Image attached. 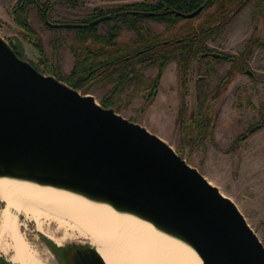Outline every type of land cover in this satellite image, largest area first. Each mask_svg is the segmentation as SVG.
Instances as JSON below:
<instances>
[{"label": "water", "instance_id": "water-1", "mask_svg": "<svg viewBox=\"0 0 264 264\" xmlns=\"http://www.w3.org/2000/svg\"><path fill=\"white\" fill-rule=\"evenodd\" d=\"M201 8L174 13L192 17ZM0 177L65 189L150 221L190 245L201 264H264V244L234 201L168 142L40 71L1 34ZM70 262L107 264L93 245L75 247Z\"/></svg>", "mask_w": 264, "mask_h": 264}, {"label": "rangeland", "instance_id": "rangeland-1", "mask_svg": "<svg viewBox=\"0 0 264 264\" xmlns=\"http://www.w3.org/2000/svg\"><path fill=\"white\" fill-rule=\"evenodd\" d=\"M76 1V4H72L69 0H54L45 16L50 21H78L91 14L94 7L106 8L118 2L134 0ZM15 2L0 0V34L21 45L23 58L38 64L40 71L48 73L44 62H40L37 50L13 19L12 8ZM27 10L29 22L39 33L49 62L56 61L59 74L69 72L74 56L68 42L76 35V29L46 24L35 2L29 3ZM146 22L156 31L163 30L165 26V23L150 17L146 18ZM113 23L102 20L97 25L98 31L106 33ZM255 26L257 33L252 37ZM132 34L131 31H124L121 37ZM207 44L211 52L218 53L215 56L220 52L238 55L245 50V55H241L242 65L231 60L217 59L214 54L208 55L188 69V89L183 94V89L178 85L176 62L171 61L163 68L155 95L151 99L147 101L143 91L128 97L132 88V85H128L113 107L163 138L190 165L195 166L224 195L232 199L264 244V3L261 0H250L234 15L223 32L209 39ZM54 47H57L55 54ZM143 70L146 75L154 76L157 67L146 66ZM110 87V84L98 83L89 93L100 102ZM198 95L200 102L205 99L200 105L210 109L214 127L204 136L185 142L180 130L181 105L183 102L184 111L189 114L198 107ZM206 118L204 116L202 120ZM251 127L255 128L249 130ZM243 132L246 137L232 144ZM3 206L4 201L0 198V210ZM18 219L23 221L21 230L31 242L32 248L28 255L10 252L7 256L0 252V258L13 264H62L46 244L47 238L59 246H101L84 227L82 230L75 226L61 227L56 230V235L61 237L57 243L38 230L31 219L22 214L18 215ZM47 225L53 228L52 223L47 222Z\"/></svg>", "mask_w": 264, "mask_h": 264}, {"label": "trees", "instance_id": "trees-1", "mask_svg": "<svg viewBox=\"0 0 264 264\" xmlns=\"http://www.w3.org/2000/svg\"><path fill=\"white\" fill-rule=\"evenodd\" d=\"M53 1L16 0L12 8L13 19L22 29L25 38L37 50L40 62H44L48 73L81 89L83 93L89 92L98 83L110 84L111 87L100 99L102 105L110 107L114 106L123 89L128 85H132L128 97L143 91L145 99L147 101L151 99L155 95L163 68L171 61L176 62L178 85L183 89V94H186L188 69L193 64H199L204 57L212 55L210 53L212 49L207 44L208 40L220 35L234 15L250 0H134L118 2L106 8L94 7L91 14L77 21L83 25L74 27L77 33L68 42L74 60L69 72L63 74L58 73L55 60L49 62L42 39L29 22L27 10L28 4L35 2L44 18L52 8ZM69 1L72 4L77 3L76 0ZM261 1L264 3V0ZM198 6H202L201 10L192 17L174 13L175 10L192 11ZM141 11L151 13L143 15ZM105 14L109 16L104 21H114L106 33L98 31L99 22L88 24L91 19ZM147 17L165 23L164 29L154 30L146 22ZM255 28L256 26L252 37L257 33ZM124 31H131L133 34L122 38L121 34ZM8 42L23 58L21 45L10 40ZM56 48L54 47V54ZM244 51L238 55L220 52L219 55L213 56L220 60H231L240 66L243 62L241 55H245ZM32 64L39 69L38 64ZM146 66H156V74L146 75L143 70ZM198 100V107L189 114L184 111L183 102L181 105L180 130L185 142L204 136L214 127L210 109L200 105L205 99L200 102L198 95ZM143 107L145 106L141 108ZM204 116L207 118L202 120ZM262 118L264 124V113ZM245 134L241 133L232 144L235 145L238 139L245 138ZM46 241L53 250L60 247L48 238ZM58 257L64 261L60 254Z\"/></svg>", "mask_w": 264, "mask_h": 264}, {"label": "bare ground", "instance_id": "bare-ground-1", "mask_svg": "<svg viewBox=\"0 0 264 264\" xmlns=\"http://www.w3.org/2000/svg\"><path fill=\"white\" fill-rule=\"evenodd\" d=\"M0 198L4 201L0 210V252L7 256L10 252L28 255L32 248L21 230L23 221L18 215L22 214L57 243L61 237L56 230L61 227L86 228L102 246L97 250L107 264H201L190 245L150 221L75 192L0 177Z\"/></svg>", "mask_w": 264, "mask_h": 264}, {"label": "flooded vegetation", "instance_id": "flooded-vegetation-1", "mask_svg": "<svg viewBox=\"0 0 264 264\" xmlns=\"http://www.w3.org/2000/svg\"><path fill=\"white\" fill-rule=\"evenodd\" d=\"M46 15V14H45ZM45 15H44V18H45ZM149 15V14H148ZM212 53V55L215 53L213 52H210ZM218 54V53H217ZM145 73V72H144ZM146 74V73H145ZM144 93V92H143ZM113 107V106H112ZM130 119V118H129ZM46 244L48 245V247L50 249L51 246L48 244V242H46ZM79 245H76V246H69V245H62L60 247H57L56 250H53L52 251L55 253L56 257H58V255L60 254L63 258H64V261H62V259L60 260V256L58 257V259L62 262V264H72L71 262L69 263V260H70V253L72 252V250L75 248V247H78ZM83 246V245H81ZM6 259H3V258H0V264H13L12 262H7L5 261Z\"/></svg>", "mask_w": 264, "mask_h": 264}]
</instances>
